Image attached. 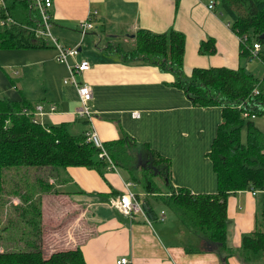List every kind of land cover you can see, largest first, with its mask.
Segmentation results:
<instances>
[{"label": "crops", "instance_id": "crops-1", "mask_svg": "<svg viewBox=\"0 0 264 264\" xmlns=\"http://www.w3.org/2000/svg\"><path fill=\"white\" fill-rule=\"evenodd\" d=\"M206 3L207 0H177L176 3L175 0H51L50 33L59 43L77 47V53L68 57L67 64L56 61L52 39L44 47L11 48L19 49V96L16 98L23 97L34 106L42 103L45 110L37 115L43 122L62 123L71 133L83 132L87 123L75 114L78 105L75 87L63 78L67 76V65L86 59L89 67L74 73V77L91 87L89 103L94 110L92 124L98 137L107 140L125 132L170 160L172 185L184 186L196 193L214 192L216 177L206 151L220 119L219 108L192 105L183 91L172 85V72L143 60L124 61L115 52L103 48L107 40L121 46L130 45L132 38L124 33H133L139 27L152 31L174 28L184 35L182 66L185 72L190 66L207 65L192 48L198 50L199 42L208 37L219 41L223 38L230 45L235 44L236 38L239 56L238 37L227 22L222 25L213 7L208 8ZM87 15L92 17L93 27L81 34L77 22ZM90 40L91 50L84 51ZM220 47L224 50L221 55L224 61L216 65L237 67L240 62H234L229 46L220 43ZM50 104L54 108L48 110ZM133 110L137 111L135 116L131 113ZM53 169L59 180L53 197L59 195L64 199L70 211L77 206L81 211L80 218L75 213H65L66 221L61 225L68 226L66 235L59 228L53 229L48 235V245L41 247L43 255L77 246L86 264H118L115 260L122 256L127 259L123 264L225 263L215 243L189 232L176 215H165L163 203L153 201L151 194H146L139 185L134 191L141 204L149 202L152 217L145 212V217L140 212L127 216L112 207L110 199L117 195L113 191L123 190L126 180L123 171L105 169L99 173L94 167L83 165ZM251 190L237 189L226 197L225 243L233 249L238 246L241 233L251 231L260 220L257 192ZM45 195L51 196V193H40L42 204ZM160 210L165 216L163 220L157 218ZM48 216L43 219L48 221V227L62 222L59 216L51 218L49 213ZM89 227L93 230L85 232ZM36 238L39 241V236ZM226 264L244 263L230 254Z\"/></svg>", "mask_w": 264, "mask_h": 264}, {"label": "trees", "instance_id": "trees-1", "mask_svg": "<svg viewBox=\"0 0 264 264\" xmlns=\"http://www.w3.org/2000/svg\"><path fill=\"white\" fill-rule=\"evenodd\" d=\"M209 1L212 7L216 2L229 15L230 22L227 23L239 39V56L244 60L256 56L258 49L251 56L250 48L253 42H264V0H207V3ZM16 2H20L19 5L25 8L21 17L23 19L12 16L5 1L4 8L0 9V20L4 21L0 23V48L44 47L51 37L64 47H73L59 43L50 33L49 12V35L36 34L35 30L41 25L38 11L29 0ZM17 10L21 13L20 8ZM31 10H34V15ZM87 17L92 22V17ZM131 38L132 43L128 46L107 40L103 48L115 52L124 61L143 60L160 70L172 72V85L180 88L192 105L219 108L220 119L206 151L215 172V191L196 193L187 187L172 185L170 160L149 147L146 142H136L125 132L116 138L101 140L108 158L115 165L112 168L105 157L98 156L99 148L86 139V128L83 132L71 133L62 123L43 122L38 117L45 110L42 103H36L39 107H35L23 97L5 96L0 97V187L3 168L12 165L48 166L56 170L66 165H83L94 167L99 173L105 169L120 170L126 174V180L133 182V190L136 191L135 186L139 185L142 191L151 194L153 201L160 200L163 205L170 206L189 232L215 243V249L221 253L224 264L230 254H234L244 264H264V132L251 119L264 115V74L256 76L245 70L243 65L235 68L216 65L193 66L189 74L183 77L184 35L181 31L174 28L152 31L139 27L133 31ZM52 46L56 51L55 60L67 64L68 57L73 55H66L61 60L57 56L58 48L54 43ZM214 49L212 37L202 39L198 44L200 52L211 53ZM76 53L77 51L74 55ZM260 58L264 62V53ZM73 64L67 65L64 82H68L64 79L69 76V66L72 67ZM80 71L82 70H73V77L74 73ZM74 79L77 83H84L75 77ZM51 106L54 108L50 104L48 110ZM78 116L89 124L85 116ZM243 126L244 139L241 138ZM157 177L165 187L162 191L158 189ZM35 183L45 185L47 190L51 186L41 178H36ZM243 188L256 190L260 220L255 222L251 231L241 233L239 244L233 249L225 243L226 197L230 192ZM31 190L32 193L28 190L25 196L33 194V187ZM119 193L113 191L112 194ZM40 197L35 201L32 200L33 196L32 201L26 198L28 206L19 213L24 226L26 223L32 228L38 227L42 216L41 209H37ZM138 197L136 194L139 200ZM141 206L147 216H153L149 202L145 201ZM27 209L31 210V217L23 219ZM19 229V236L22 237L25 234L22 232L24 227L19 226ZM27 232L29 233L28 230ZM30 240L23 241L19 238V247L12 246L7 240L3 242L0 264H86L77 246L57 249L43 255L42 248L35 244L36 241L25 248Z\"/></svg>", "mask_w": 264, "mask_h": 264}, {"label": "rangeland", "instance_id": "rangeland-1", "mask_svg": "<svg viewBox=\"0 0 264 264\" xmlns=\"http://www.w3.org/2000/svg\"><path fill=\"white\" fill-rule=\"evenodd\" d=\"M6 2V5L10 9V13L12 16L18 19L21 18L25 8H23L21 5H19L17 0H4ZM203 1V0H202ZM206 1V0H205ZM18 8L21 9V13L18 12ZM213 11L216 13L215 16L217 19H219L224 25L225 22H230L229 15L222 10L219 5L215 2L213 5ZM31 14H35L34 10H31ZM85 18V17H84ZM83 19V18H82ZM218 34V33H216ZM218 36V35H217ZM218 38V37H217ZM222 38V37H221ZM213 39L215 49L213 52H200L196 48H192V51L196 53L197 56L200 57V61H203L206 66H210L211 63L221 64V61H224L221 58L222 53H224V50L221 49L220 43L225 44L226 46H229V49H231L232 57H234V62H240L239 65H243V68L245 70L251 71L256 76H262L264 74V63L261 60V55L264 53V42H260V48L258 50V54L256 56L250 57L248 60H244L241 56H238V41L235 38V44L230 45L227 41H224L222 38L221 41L218 39ZM194 46V45H193ZM92 47L91 40L85 45L84 51L91 50ZM188 49V48H187ZM221 52V53H220ZM187 58H189L187 54ZM227 61V59L225 60ZM233 62V61H232ZM203 66V65H200ZM237 65H233L235 67ZM191 67V66H190ZM190 67L188 68L187 72L184 71V66H182V76L185 77L190 72ZM16 70V72H14ZM9 97V98H16L19 96V49H6V48H0V97ZM37 105V104H35ZM134 115L137 114V111L133 110L131 112ZM253 121V124L262 132H264V115H257L251 118ZM89 124H87L86 130L88 129ZM93 128L94 124H93ZM245 136V128L244 126L241 128V138L244 139ZM2 181H1V187H0V249L3 248V242L6 240L9 241V243H12V246L16 245L15 247H19V238L23 241L25 240H32L36 241V244H38L40 247H43V245H48L49 243V234L52 232V230H56L55 228H59L64 232V235H66L65 231H68V226L64 227L61 225L63 222L66 221L64 218L65 213H75L77 217L80 218L79 214L81 211V208L77 206L76 208H73L71 211L69 210L68 203L65 202V200L61 199V197L55 196L53 197V189L58 184L57 180V174L54 171V169H50L48 166H33V165H12L8 167H4L2 171ZM51 179H50V178ZM36 178H41L43 182H48V179L51 181L49 182L51 184V189L47 190L45 185H41L36 182ZM45 179V180H44ZM158 189L160 191L164 190V186L162 185L161 181L156 178ZM34 181V182H33ZM32 187L34 189V193L30 194L28 196H25L27 194V191L29 190L32 193ZM39 192V193H36ZM48 192V194L51 193V196L45 195L43 199V204L41 203V199L39 202H37V209L42 211V216L40 217L39 224L37 228H32V226H27L24 222L20 219L19 213L22 209H25L28 206V202L26 201V198H30V201L36 200L38 196H40V193ZM121 192V191H120ZM135 192V191H134ZM136 195V194H135ZM33 196L32 200L31 197ZM31 207H29L30 209ZM165 215L176 217L174 211L172 208L168 205H164ZM56 210V211H54ZM31 210L28 211V209L25 211V214L23 215V219L27 217H31ZM48 213L51 215V218L56 216L61 217L62 222L60 224H51L50 227L48 224V221L44 220L45 218H48ZM55 214V215H53ZM61 214V216H60ZM163 214V215H164ZM165 217V216H164ZM70 218V216L68 217ZM177 218V217H176ZM60 219V218H59ZM58 222V223H59ZM43 224L46 225V227H43ZM48 225V226H47ZM19 226H23L24 229L22 232H25V234L19 236ZM80 228V227H79ZM78 228V229H79ZM93 230L87 228L85 232ZM29 231V233L27 232ZM84 230V229H83ZM56 234V233H55ZM42 235V237H41ZM36 236H39V241H37ZM67 237V236H65ZM44 242V244L42 243ZM50 241H52L50 239ZM2 243V244H1ZM12 246L11 247L12 249ZM49 252V251H48ZM262 261L264 262V256H262Z\"/></svg>", "mask_w": 264, "mask_h": 264}, {"label": "built area", "instance_id": "built-area-1", "mask_svg": "<svg viewBox=\"0 0 264 264\" xmlns=\"http://www.w3.org/2000/svg\"><path fill=\"white\" fill-rule=\"evenodd\" d=\"M31 4L36 8V10L39 13L40 17V26L35 30L36 34L42 35L46 34L49 35L48 31V7L51 4V0H29ZM207 7L211 8L212 3L209 1L207 3ZM4 8V0H0V9ZM0 23H4L3 20H0ZM92 28V22L88 19V17H85L83 19H80L78 21V30L81 34L85 33L87 30ZM53 43L58 48V57L62 60L65 59L66 55H74V53L77 51V47H64L51 37ZM259 47V43L253 42L252 47L250 48L251 56L256 54V51ZM89 62L86 59H81L73 64L72 67L69 66V76L65 78V81L71 82L74 87L77 94L78 99V105L75 108L76 114L85 116L87 120L89 121V127L85 131L86 132V139L91 141L95 146L99 148L98 156L105 157L109 165L112 168H115V165L110 161V159L107 156V153L105 149L103 148V145L101 144V139L98 137L95 129L93 128V119H94V110L91 108L90 104L88 103V100L91 98V87L87 83H77L72 75L73 70H85L89 67ZM35 107H39V104L35 105ZM53 107L51 106L50 109ZM134 115V113L132 114ZM135 116V115H134ZM133 182L130 180H125L123 183V190L117 194L115 197H112L110 199V205L114 207L119 212L123 213L124 215L131 216L135 212H140L144 217V211L142 209L140 201L136 198L135 192L133 190ZM252 193L255 192V190H251ZM159 220L164 219L163 211L160 210L158 217ZM116 263L123 264L127 261L125 257H119L116 260Z\"/></svg>", "mask_w": 264, "mask_h": 264}, {"label": "water", "instance_id": "water-1", "mask_svg": "<svg viewBox=\"0 0 264 264\" xmlns=\"http://www.w3.org/2000/svg\"><path fill=\"white\" fill-rule=\"evenodd\" d=\"M124 35H126L128 37H132L133 36V33H127V32H125ZM213 247H214V245H213Z\"/></svg>", "mask_w": 264, "mask_h": 264}]
</instances>
